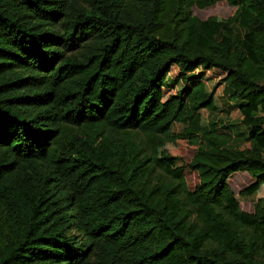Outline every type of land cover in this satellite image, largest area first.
<instances>
[{
    "label": "trees",
    "instance_id": "16d2710c",
    "mask_svg": "<svg viewBox=\"0 0 264 264\" xmlns=\"http://www.w3.org/2000/svg\"><path fill=\"white\" fill-rule=\"evenodd\" d=\"M260 112L264 0H0V264H264Z\"/></svg>",
    "mask_w": 264,
    "mask_h": 264
},
{
    "label": "rangeland",
    "instance_id": "374dc122",
    "mask_svg": "<svg viewBox=\"0 0 264 264\" xmlns=\"http://www.w3.org/2000/svg\"><path fill=\"white\" fill-rule=\"evenodd\" d=\"M222 39V37H219V41ZM259 116H263L264 112H260L258 114ZM239 129H241L239 126H236ZM215 130L218 133H226L229 134L230 130H225L222 127V124L215 126ZM241 131V130H240ZM130 142L133 144L134 149L137 150H143L144 152L149 149V139L148 137L140 130H131L130 132ZM232 134V133H231ZM150 169L153 170L152 177L154 181H165L162 171H160L157 167H155L153 164H150Z\"/></svg>",
    "mask_w": 264,
    "mask_h": 264
}]
</instances>
